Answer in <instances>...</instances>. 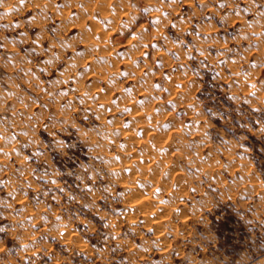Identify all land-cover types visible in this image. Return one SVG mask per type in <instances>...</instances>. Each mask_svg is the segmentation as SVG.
Instances as JSON below:
<instances>
[{"label": "rangeland", "instance_id": "1", "mask_svg": "<svg viewBox=\"0 0 264 264\" xmlns=\"http://www.w3.org/2000/svg\"><path fill=\"white\" fill-rule=\"evenodd\" d=\"M0 228V264H264V0H0Z\"/></svg>", "mask_w": 264, "mask_h": 264}, {"label": "snow or ice", "instance_id": "2", "mask_svg": "<svg viewBox=\"0 0 264 264\" xmlns=\"http://www.w3.org/2000/svg\"><path fill=\"white\" fill-rule=\"evenodd\" d=\"M173 2H175V0H173ZM142 11H143V13H144V15H145V17H146V16H147V13H149V12H151V11H159V9L144 8ZM165 15H167V14H165ZM133 19H135V18H133ZM159 23H160L159 20H151V21H149V24H150V25H153V26H154V25H157V24H159ZM173 27H175V25H173ZM145 31H147V30L145 29ZM132 38L135 39L136 37L133 36ZM165 39H167V38L165 37ZM153 47H156V46L153 45ZM190 59H194V58L190 57ZM125 75H126V74H125ZM156 87H159V86L157 85ZM125 91L127 92L128 90L126 89ZM61 94H62V95H65L66 93H61ZM113 103H116V101L114 100ZM140 103L143 104L144 102L141 101ZM128 111H129V109H127V108L124 109V112H128ZM109 123H111V121H109ZM125 127H128V125L126 124ZM116 135H119V133H116ZM138 135H139V134H138ZM0 231H3V229L0 228Z\"/></svg>", "mask_w": 264, "mask_h": 264}, {"label": "bare ground", "instance_id": "3", "mask_svg": "<svg viewBox=\"0 0 264 264\" xmlns=\"http://www.w3.org/2000/svg\"><path fill=\"white\" fill-rule=\"evenodd\" d=\"M64 22H65V21H64ZM61 23L63 24V22H61ZM59 24H60V23H59ZM67 24H68V23H67ZM70 24H71V23H70ZM70 24H69V25H70ZM63 25H64V24H63ZM63 25H62V27H65V26H66V25H65V26H63ZM60 26H61V25H60ZM66 27H69V26H66ZM99 51H101V50H99ZM100 53H101V52H100ZM130 63H131V62H130ZM138 69H139V68H138ZM132 70H133V69H132ZM127 71H128V70H127ZM130 74H131V73H130ZM136 74H138V73H136ZM176 87H177V86H176ZM101 95H102V94H101ZM97 108H98V107H97ZM194 121H195V120H194ZM143 127H144V126H143ZM145 128H146V127H145ZM147 129H148V128H147ZM147 129H146V130H147ZM143 130H144V129H143ZM146 130H145V131H146ZM156 137H157V136H156ZM162 137H163V136H162ZM159 138H161V137H159ZM156 139H157V138H156ZM158 140H159V139H157V142H158ZM160 152H161V151H160ZM134 158H135V157H134ZM138 158H139V157H138ZM163 159H164V158H163ZM142 160H143V159H142ZM146 160H147V158H146ZM147 161H148V160H147ZM141 163H144V161L141 162ZM145 163H146V162H145ZM138 164H139V162H138ZM146 164H147V163H146ZM156 166H157V165H156ZM154 168H155V167H154ZM173 172H174V171H173ZM114 176H115V175H114ZM115 177L117 178L118 176L116 175ZM141 178H142V177H141ZM150 178H151V177H150ZM141 180H142V179H141ZM143 180H144V179H143ZM145 180H146V179H145ZM142 183H143V182H142ZM150 183H152V182H150ZM177 184H178V183H177ZM134 186H135V185H134ZM184 190H185V189H184ZM144 197H145V196H144Z\"/></svg>", "mask_w": 264, "mask_h": 264}]
</instances>
